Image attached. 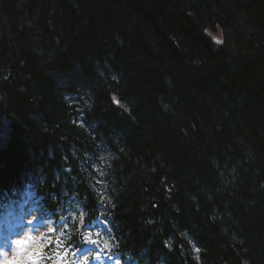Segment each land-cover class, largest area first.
Listing matches in <instances>:
<instances>
[{"label":"trees","instance_id":"16d2710c","mask_svg":"<svg viewBox=\"0 0 264 264\" xmlns=\"http://www.w3.org/2000/svg\"><path fill=\"white\" fill-rule=\"evenodd\" d=\"M28 183L65 249L98 217L144 264H264V0H0V191Z\"/></svg>","mask_w":264,"mask_h":264},{"label":"snow or ice","instance_id":"6c2138e0","mask_svg":"<svg viewBox=\"0 0 264 264\" xmlns=\"http://www.w3.org/2000/svg\"><path fill=\"white\" fill-rule=\"evenodd\" d=\"M217 43H222L221 41H217ZM197 251H198V249H197Z\"/></svg>","mask_w":264,"mask_h":264},{"label":"rangeland","instance_id":"374dc122","mask_svg":"<svg viewBox=\"0 0 264 264\" xmlns=\"http://www.w3.org/2000/svg\"><path fill=\"white\" fill-rule=\"evenodd\" d=\"M0 260H1V258H0Z\"/></svg>","mask_w":264,"mask_h":264}]
</instances>
